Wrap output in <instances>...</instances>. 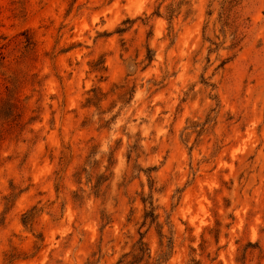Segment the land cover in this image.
I'll list each match as a JSON object with an SVG mask.
<instances>
[{"label": "clouds", "instance_id": "9594fccd", "mask_svg": "<svg viewBox=\"0 0 264 264\" xmlns=\"http://www.w3.org/2000/svg\"><path fill=\"white\" fill-rule=\"evenodd\" d=\"M0 264H264V0H0Z\"/></svg>", "mask_w": 264, "mask_h": 264}]
</instances>
